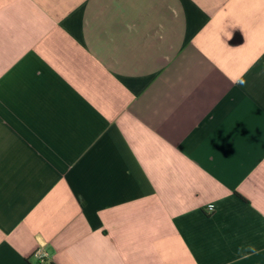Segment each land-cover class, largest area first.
I'll return each mask as SVG.
<instances>
[{
  "label": "crops",
  "instance_id": "crops-1",
  "mask_svg": "<svg viewBox=\"0 0 264 264\" xmlns=\"http://www.w3.org/2000/svg\"><path fill=\"white\" fill-rule=\"evenodd\" d=\"M0 264H264V0H0Z\"/></svg>",
  "mask_w": 264,
  "mask_h": 264
},
{
  "label": "built area",
  "instance_id": "built-area-1",
  "mask_svg": "<svg viewBox=\"0 0 264 264\" xmlns=\"http://www.w3.org/2000/svg\"><path fill=\"white\" fill-rule=\"evenodd\" d=\"M34 255L39 261H43L47 256V254L41 250L35 251Z\"/></svg>",
  "mask_w": 264,
  "mask_h": 264
},
{
  "label": "clouds",
  "instance_id": "clouds-1",
  "mask_svg": "<svg viewBox=\"0 0 264 264\" xmlns=\"http://www.w3.org/2000/svg\"><path fill=\"white\" fill-rule=\"evenodd\" d=\"M239 83H240L241 85H243V84L245 83V81L240 80Z\"/></svg>",
  "mask_w": 264,
  "mask_h": 264
}]
</instances>
